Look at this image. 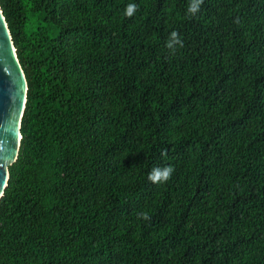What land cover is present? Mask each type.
<instances>
[{"label":"trees","instance_id":"1","mask_svg":"<svg viewBox=\"0 0 264 264\" xmlns=\"http://www.w3.org/2000/svg\"><path fill=\"white\" fill-rule=\"evenodd\" d=\"M189 2L0 0L28 79L0 264H264V0Z\"/></svg>","mask_w":264,"mask_h":264},{"label":"water","instance_id":"2","mask_svg":"<svg viewBox=\"0 0 264 264\" xmlns=\"http://www.w3.org/2000/svg\"><path fill=\"white\" fill-rule=\"evenodd\" d=\"M28 79L0 4V199L20 152Z\"/></svg>","mask_w":264,"mask_h":264},{"label":"clouds","instance_id":"3","mask_svg":"<svg viewBox=\"0 0 264 264\" xmlns=\"http://www.w3.org/2000/svg\"><path fill=\"white\" fill-rule=\"evenodd\" d=\"M202 3L203 0H190L187 8L188 13L195 15L199 11ZM136 10L137 6L135 4H128L125 8L124 14L127 17H131ZM166 47L173 53L176 51L177 47H183V40L178 31L173 30L170 32ZM173 172L174 168L171 166H165L163 168L155 167L149 172L148 179L157 184L166 183L171 178ZM140 217L144 220L150 219L146 213H140Z\"/></svg>","mask_w":264,"mask_h":264},{"label":"rangeland","instance_id":"4","mask_svg":"<svg viewBox=\"0 0 264 264\" xmlns=\"http://www.w3.org/2000/svg\"><path fill=\"white\" fill-rule=\"evenodd\" d=\"M9 168H10V166H9Z\"/></svg>","mask_w":264,"mask_h":264}]
</instances>
